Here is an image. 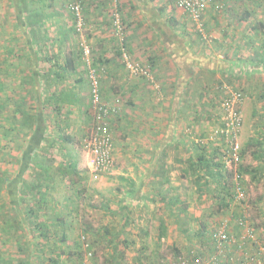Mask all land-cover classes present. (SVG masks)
I'll list each match as a JSON object with an SVG mask.
<instances>
[{
	"label": "crops",
	"instance_id": "obj_1",
	"mask_svg": "<svg viewBox=\"0 0 264 264\" xmlns=\"http://www.w3.org/2000/svg\"><path fill=\"white\" fill-rule=\"evenodd\" d=\"M41 1L44 2L42 7L40 4L35 6ZM245 1L248 0H211L203 13L211 40L204 42L198 32L194 28L192 30L186 12L179 5L177 7V0H120L125 24V46L131 58L148 67L160 82L163 94L160 91L157 96L162 97V104H159L145 84V79L130 74L124 67L119 44L110 24L108 0H83L87 39L92 47L93 64L99 76L102 97L109 103L121 106L117 119L120 125L127 121L130 125L128 129L136 133V136L133 134L131 137H137L135 145H145L151 149L155 144L161 148L173 144L177 150L185 146L194 152L187 156L188 161L200 151L195 149L194 138L205 136L212 124L215 125V108L211 96L222 78L230 79L239 87L248 79L255 81L253 90L259 83L264 86V63L254 61L255 47L258 46L260 54L264 53L261 43L253 41L255 36L260 39L254 30V16L259 14L253 13V16L249 11H240L236 5ZM32 2L34 4L30 6L33 9L30 8L24 14L20 9V0H0V145L8 144L12 138L8 147H19L18 150L13 149L17 169L11 170L6 176L9 185L6 189L12 192L11 196L16 201L27 166H31L34 161L35 165L32 166L37 167L36 163H39L50 170L61 165V177L66 166L75 165L81 176L82 161L76 153L75 143L82 146V139L93 125L85 63L80 57L70 11L60 9L58 3L62 0ZM16 3L17 8L14 6ZM170 17H174L177 24H168ZM228 89L227 86L221 100ZM257 91L258 88L256 94ZM247 95L252 96L251 93ZM247 101L245 99L240 105L245 117L249 114ZM159 106L167 108L171 114L176 106L175 118L171 115L169 124L172 132H176V138L172 135L164 139L162 134H157L162 126H159L153 114L154 110H159ZM255 109L257 115L264 112V107ZM251 114L255 117L257 138L245 145H254L257 153L253 151L251 154L253 162H257L255 165L262 169L264 123L258 124L259 117L253 112ZM23 115H28V119L25 120ZM114 117L110 120L116 133L117 120ZM149 129L154 130L155 135L150 136ZM5 137L8 139L5 140ZM159 152L134 159L126 149L123 157L116 143L113 144L115 161L125 158L127 168L124 176L129 179L130 186H133L135 179H141L134 195V200L140 203L142 195L150 194L145 183H149L151 177H159L154 169ZM85 153L88 166L89 158ZM32 166L29 174L33 178L36 170L33 172ZM42 167L39 166L40 172ZM178 170L180 167L167 171L169 185L162 193L172 188L175 177L181 179ZM13 180L14 188L11 186ZM30 180L35 183L36 176ZM47 205L53 208L52 202ZM20 206L19 203L11 204L10 220L14 222L19 218L22 225L26 224V218L20 215ZM217 221L220 219L214 223ZM129 224L126 238L134 240V223ZM33 238L30 234L0 235V264H5L4 261L9 258H13L12 264H18L17 260H22L23 264H36V252L30 245ZM6 240L11 243L10 246L3 245ZM69 241H73V238ZM21 242L26 243L24 249L30 245L27 256L23 252L19 253L18 244ZM44 254L47 256V251Z\"/></svg>",
	"mask_w": 264,
	"mask_h": 264
},
{
	"label": "rangeland",
	"instance_id": "obj_2",
	"mask_svg": "<svg viewBox=\"0 0 264 264\" xmlns=\"http://www.w3.org/2000/svg\"><path fill=\"white\" fill-rule=\"evenodd\" d=\"M248 1H245L246 3L239 2V4L236 5L238 6L237 8L240 11H249L252 15L253 13L256 15L259 14L258 16L253 15L255 23H258V21H264V0ZM68 2H70V0H62L61 3H58V6H60V9L67 11L66 5ZM17 4L18 3H16V5L14 4L15 8H17ZM32 4H34L32 0H27L28 7H31L30 5ZM38 5L39 3L35 4V6ZM176 5L178 7L177 2ZM82 12L84 16V8ZM71 16L80 57L82 58L83 54L80 48V35L75 31L74 17L72 14ZM86 26L87 22L84 17V28L82 34L89 43V40L87 39ZM190 26L193 30V26L191 24ZM253 41L261 43V36L260 39L255 36ZM89 45L91 47L90 43ZM257 47L254 48L255 62H257V60H259L261 57L264 58V55L260 54V51H257ZM257 52L258 54H256ZM91 59L93 64L92 47ZM156 80L158 81V79ZM144 82L147 84L148 89L151 90L155 101L157 99V102L162 104V97H157L160 95V91L161 94H163L160 82L158 81L160 85L159 91H156L147 80H144ZM220 83L221 84L216 87V90L212 92L211 96L215 108L213 114L216 118L214 120L215 125L212 124L211 130H209L205 136H197L194 138V140H197L200 137L201 139H205L207 135L209 136L214 132L215 128L221 125L220 97L222 94H224L227 86L229 89L238 88L242 92L243 103L245 99L248 100L246 103V108L249 112V114H247L245 117L243 116L241 110L243 120L238 138L241 148L245 149L243 163L254 168L257 166L255 165L257 162H253L254 160L251 154L253 151L257 153L256 148H254L253 144H247L248 146L245 144L249 141H252L254 138H257L255 134L257 133V131H255L256 122L253 120L255 117H253L254 115L251 113H255L256 116L257 111L255 108L259 107L262 109L264 107V86L259 83L258 86H255V89L253 90L255 81L248 79V81L241 83L239 87L235 85V82L232 83L230 79L225 77L222 78ZM256 88H258L257 94ZM248 93H251L252 96L248 97ZM255 94L256 97H254ZM120 109L121 106L119 105L118 111L115 113L116 116L115 114L112 116V118L115 116V121L117 120V124L115 126L116 133L113 132V129H111V132L113 136V144L116 143V147L122 156L124 157L125 155V149L132 153V157H135L134 159L143 155L148 156L150 153H155L158 150L160 151L159 158L156 163H154V169L156 170L155 174L158 172L159 177H151L149 183H145L146 190L150 194L146 193L145 197L142 198L141 203L137 200H134V196L132 195V201H129V203L127 202L128 204H126L125 209H127L126 214L129 217V222L131 224L134 223L132 226L134 228V240L126 239V246H122L124 249H126L127 262L125 264H141L143 262H150V260L153 261L158 258L173 257L175 254V248L180 250L181 255L191 254L192 252L200 249H210V243L207 241V239H205L206 234L208 235V231L214 228L215 220L226 217L230 212L229 207H225L219 212L220 207L218 205L217 199L219 196H221V194L224 193L221 191L219 194V189H222L221 182H214V184L211 183L207 188L200 191L198 188L199 184L196 183L195 177L190 174V170L188 174L183 175V169H185L188 165L187 156L194 154L193 151L188 150L185 146L177 150L176 146L173 144L165 145L163 148H161L159 144H155L151 147V149L145 145H135L137 143V137H131L133 134L136 136V133H132V131L128 129L130 125L127 123V121L124 122V124L122 122L120 125V121L117 119ZM175 109L176 106L173 108V114H171L169 110H167V108L165 109L164 107H160L157 111L154 110L153 115L156 116V121H158L159 126H162L158 130L157 134H162L164 139L171 138L172 135L173 138H176V132H172V130L169 128L171 115L175 118ZM218 109L219 112L216 113ZM257 116L259 117L257 121L258 124L264 123V112H260V114ZM148 132L150 136L155 135L154 130L149 129ZM4 139L7 140L8 138L5 137ZM12 140L13 139L11 138L9 143L4 144V146H2L3 144L0 145V177L3 178H6L7 174H10L11 170L17 169V163L14 161L16 154H14L13 149L18 150L19 147H8ZM192 140L193 138L191 141ZM196 142H194L195 149L198 146L195 144ZM207 143L210 145V153L212 151L211 146H217V143L212 141H208ZM82 146L80 143H75L76 153L78 156H81L82 161V178L77 183L75 182V185L67 182L63 176H60L59 173L61 172V165L54 167L53 170L48 169V172L52 178H44L43 176H40L42 172H40L39 166L35 167L32 166V164L31 166L33 167V172L36 170L35 176L41 177L39 180L36 179V182L33 183L30 179H34L35 176H33V178L30 176L29 168L31 166H27L28 170L25 173V178H23L20 183L21 187L17 197V201L18 198H20V202L18 203L21 205L20 207H22L20 215L26 218V224L20 225L21 223L19 218H17L14 222L10 220V203H12L13 199L11 196L12 192L9 190H2L0 192V235L13 236L20 234L27 236L30 234L32 235V238L34 235L35 238H33V241L30 242V245L32 246V250L36 252L34 253V260L36 261V264H75L79 261V257L82 259L83 255L85 254V250L83 246L80 250H78L77 243L80 240V236L86 235L89 242L99 241L98 235L101 233H106V228L110 223V219L115 218L113 220L114 222H117L118 219H120L116 213L118 211H115V209L122 206L118 202L122 200L121 194H123V190L125 191V189L128 190L132 187L134 189L140 184L141 179H135V182H133V186L131 187L129 184V179L124 176L125 169L127 168V164L124 161L125 158H118L116 161L114 159V167L112 169L113 172H111V170L109 173L94 176L86 164L87 157L84 151L85 148ZM164 164L166 168L162 169ZM26 165H28V163ZM223 165L226 171L232 170L233 175L236 169H238V166L234 164H232V167L225 166V164ZM176 167H180V170L177 172H179L181 179H179V177H175L173 179L172 188H169L162 193V190L167 187L162 183V179L168 176L167 171L174 170ZM262 170L264 171V168H255L254 178H252L251 175L246 172L241 176L243 181L242 183L246 190L245 213L254 226L258 237V242L256 245H249L246 251L248 253H255L258 257H262L264 255V173L262 174ZM119 171L123 172L118 173ZM32 175H34V173H32ZM233 175L230 178L228 177L230 182L234 181ZM226 176L227 174H225V177ZM167 178L169 179V176ZM176 179H178V184L176 183ZM13 183H15L14 180L11 184L12 188H14ZM79 188L83 190L80 191L82 192V202H80V195L77 193V189ZM217 188L219 189L217 190ZM39 191H42L45 194L44 201L42 199H38L37 195ZM148 195H151L152 200H154H149L146 202L145 199L148 198ZM162 196H165L166 199H163ZM176 197H178L177 201L174 202ZM166 201H172L173 205L167 204ZM49 202H52V209H50L47 205ZM108 202L112 206L111 211L113 213H109V215L106 216V208H104V205H106ZM26 212H28L27 215L25 214ZM50 220L52 223H49ZM159 220H164L166 224V234L162 238L158 237ZM203 224L205 227H202ZM112 225H115V223L112 222L111 226ZM86 226H91L92 229L89 232H86L84 231ZM63 233L65 235V240L61 239ZM70 238H73V241H69ZM7 244H9V246L11 245L8 240L3 242V245H6V247ZM18 245L19 253L23 252L27 256L30 245L28 244L26 249H24L26 243L21 242ZM99 245L100 244H98V249L96 248L94 251L98 253L97 263L101 264L104 262V255L109 256V252L107 248H102ZM44 251H47V256L44 254ZM12 261L13 258H9V260H5L4 263L12 264ZM21 261L22 260H17V263L23 264Z\"/></svg>",
	"mask_w": 264,
	"mask_h": 264
},
{
	"label": "built area",
	"instance_id": "obj_3",
	"mask_svg": "<svg viewBox=\"0 0 264 264\" xmlns=\"http://www.w3.org/2000/svg\"><path fill=\"white\" fill-rule=\"evenodd\" d=\"M119 1L108 0V3L112 31L119 44L124 66L130 74L143 77L156 91H159L160 85L152 71L135 62L128 53L124 44L125 26ZM210 1L177 0L178 5L190 16L193 28L204 41L211 40L203 20V13ZM68 7L74 17L75 31L80 35V48L86 68L93 119L92 128L82 139V145L88 154L89 170L96 176L109 173L114 167L113 136L109 119L118 111L119 107L102 99L99 76L92 64L91 47L82 34L84 28L82 0H70ZM242 96V92L238 89L227 90L220 103L221 125L205 138L206 142H216L220 146V150L223 152L222 161L225 166L229 167H232V164L237 165L240 161L241 145L238 137L243 120L240 107ZM238 177L236 170L232 186L233 195L229 203L230 212L226 217L220 219L219 226L213 232V244L210 250L201 253L193 252L191 255L158 258L144 264H264V255L258 257L255 253L246 251L249 245L252 246L258 242V237L245 213L246 190ZM80 240L85 254L79 264H92L90 258L93 252L87 247L89 246L87 236L81 235Z\"/></svg>",
	"mask_w": 264,
	"mask_h": 264
},
{
	"label": "trees",
	"instance_id": "obj_4",
	"mask_svg": "<svg viewBox=\"0 0 264 264\" xmlns=\"http://www.w3.org/2000/svg\"><path fill=\"white\" fill-rule=\"evenodd\" d=\"M82 2H83V0H82ZM38 3L40 4L41 7L43 6V2L42 1L38 2ZM20 4H21L20 5L21 12L24 13V14H25V12L29 11L30 8H31V7H28L27 0H20ZM68 4H69V2L67 3L66 8H67V11H70V9L68 7ZM119 7L121 9L120 1H119ZM82 10H83V8H82ZM70 13L72 14L71 11H70ZM27 16L31 18V16L29 14ZM188 17L190 19V22L192 23L191 18H190L189 15H188ZM122 18H123V14H122ZM29 21L30 20H28V22ZM167 22H168V24H174L175 22L177 24V21H176V19L174 17H170V19ZM123 23H124V20H123ZM110 24H111V20H110ZM124 26H125V24H124ZM205 27H206V25H205ZM254 28H255L254 30H255L256 34L257 35L259 34L261 36V48L264 49V21H258V23H256ZM261 54L264 55V53H261ZM259 62H263L264 63V58L261 57L259 59ZM101 96H102V93H101ZM102 99H103V97H102ZM23 116L25 117V120L28 119V115H26V116L23 115ZM110 119H109V126H110V130H111L112 129V125H111V120ZM206 137H208V135ZM196 141L201 142V143H198ZM196 141H194V142H196L195 144L198 145L196 149H199L200 151H199V153L197 154L196 157H191V158L188 159V161H187L188 165L186 166L185 169H183L182 173H183V175H186V174L189 173V170H190V174L195 177L196 183L199 184L198 188L200 189V191H202L203 189L207 188L208 185H210V182H212V184H214V182H217V183L221 182L222 189L217 188V190L218 189L220 190L219 194L221 193V191L224 192L223 194H221V196L218 195L219 198L217 197L218 198L217 199L218 200V205L220 207L219 208V212H220L221 209H224L225 207H229V203H230L232 195H233V189H232L233 182L232 181L230 182V179H228V177L230 178L233 175L232 170L231 171H226L224 169V165H223L224 162L222 161L223 152L220 150V146L219 145H217L216 147H212L211 146L212 147V151L209 153V151H207V148H209L210 145H208V143L206 142L205 139H201V137H200ZM244 150H245L244 148H241L240 161L236 165V166H238V169H236L237 170V175L239 176L238 178L241 181V183L243 182L242 181V177H241L243 175V173H245V172L249 173L251 175V177L254 178L255 168L256 169L258 168V167L252 168L249 165H246V164L243 163ZM34 162H32L33 165H35ZM36 164L38 166L42 167L39 163H36ZM163 168L164 169L166 168L165 164H164V166H162V169ZM41 172H42V174L40 176H43L44 178H52L51 175L48 172V167L43 168L41 170ZM225 174H227L226 177H225ZM63 177H64V179L67 182H70V183H72L74 185H75V182L77 183L82 178L77 173V169H76L75 165L66 166L65 170L63 171ZM40 178L41 177H36V179H38V180ZM53 180H54V178H53ZM7 183H8V179L7 178L0 177V192L4 188L9 186V185H7ZM162 183L165 184L166 186H168L169 185L168 178L164 177L162 179ZM5 190H7V189H5ZM80 191H83V190H81L80 188L77 189V193H79V195H80V202H82L83 201L82 196H81L82 192H80ZM127 191L123 190V194H121L122 200H120L118 202L119 204L122 205V206L120 205L122 208L120 207V208H116L115 209V211L116 210L118 211L116 213L118 214V218L120 217V219H118L117 222L113 221L115 218L110 219V223L108 224V226L106 228L107 229L106 233H101V234L98 235L99 236V241H97V242H95V241L89 242L88 238H87V241H88V244H89V246H87V247H88V249L92 250V252H93L92 257L90 258V262L92 264H98L97 263V254L98 253L96 251H94L96 248L98 249V244H100L99 246H101L102 248H107L108 252H109V256L104 255V262H102L101 264H125L127 262L126 261L127 260L126 249H124V247H122V246H126V244H127L126 233L128 232L127 226L130 225L129 224L130 222H129V217L126 214L127 209H125V208H126L127 202L129 203V200L131 199L132 195L133 196L135 195L136 188L135 189L129 188ZM41 192L42 191L38 192L39 196L37 195V197H38L39 200L42 199L44 201V195L45 194L43 192L42 193ZM142 197H145V195L144 196L142 195ZM147 197L148 198L145 199L146 202H148L149 200H152V196L151 195H148ZM12 198L14 200L12 199V203H10V204H14L16 202V199L14 198V196H12ZM162 198L166 199L165 196H162ZM177 198L178 197L175 198L174 202L177 201ZM19 199L20 198H18V201L16 203L20 202ZM166 202H167V204L173 205L172 201L171 202L170 201H166ZM75 208H77V207H75ZM104 208H106V210L108 211L107 212L105 210L106 216H108L109 213H113L111 211L112 206H111V204L109 202L106 205H104ZM25 214L27 215L28 212H26ZM112 222L115 223V225L111 226ZM218 226H219V221H217V223L215 224L213 229H210L208 231V235L206 234V236H205V239H207V241H209V243H210V247H212V244H213V236H212L213 232H215V230L217 229ZM202 227H205V225L203 224ZM91 229H92L91 226H86L84 228V231L89 232ZM234 229L236 230V228H234ZM165 234H166L165 221L164 220H159V234H158V237L162 238L163 236H165ZM114 236H116V238ZM61 239L65 240L64 233L62 234V238ZM77 245H78V250H80L81 247H82V244H81L80 240L78 241ZM253 245H256V243H254ZM202 251H207V250H196L195 252L196 253L197 252L201 253ZM174 253H175L174 254L175 257H178V256L181 255V252H180V250L178 248H175V252ZM191 254H186V255H191ZM83 257H84V255H83ZM82 259H81V257H79V259H78L79 261L76 262L75 264H79ZM144 263H146V262H143L141 264H144Z\"/></svg>",
	"mask_w": 264,
	"mask_h": 264
}]
</instances>
